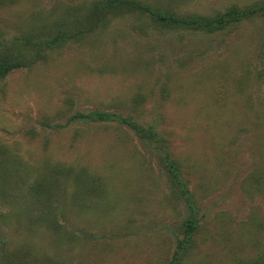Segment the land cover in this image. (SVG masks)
I'll return each instance as SVG.
<instances>
[{
	"label": "rangeland",
	"instance_id": "obj_1",
	"mask_svg": "<svg viewBox=\"0 0 264 264\" xmlns=\"http://www.w3.org/2000/svg\"><path fill=\"white\" fill-rule=\"evenodd\" d=\"M144 1L215 15L264 0ZM74 3L90 0L0 3V48ZM191 216L181 264L264 252V13L216 31L116 15L0 79V250L14 264H169Z\"/></svg>",
	"mask_w": 264,
	"mask_h": 264
},
{
	"label": "trees",
	"instance_id": "obj_2",
	"mask_svg": "<svg viewBox=\"0 0 264 264\" xmlns=\"http://www.w3.org/2000/svg\"><path fill=\"white\" fill-rule=\"evenodd\" d=\"M15 0H0V3H11ZM141 14L149 17L153 23L162 27H186L189 29H203L216 31L224 29L232 23L242 21L244 18L264 13V1L253 5L241 7L233 5L225 11L215 15L188 14L162 12L144 0H90L88 4H68L63 14L50 26H36L32 31L21 37L13 38L7 45L0 48V79L5 78L10 72L31 67L33 64L45 59L50 50L62 47L69 41H81L92 35L98 29L105 27L112 16L121 14ZM90 117L95 120L118 118L120 122H128L135 131L144 138L162 141V137L154 134L152 129H145L140 124L122 118L116 114L93 111ZM171 170L177 181H180L177 162L173 161ZM197 228V219L191 216L186 223V237L179 241L178 247L169 264H181L184 257L194 247L193 236ZM18 254L11 250L9 245L0 250V262L14 264ZM16 264H22L18 262ZM237 264H264V252L251 259Z\"/></svg>",
	"mask_w": 264,
	"mask_h": 264
}]
</instances>
